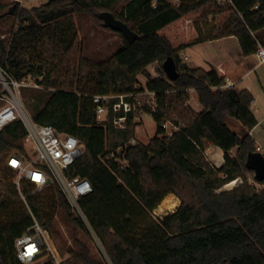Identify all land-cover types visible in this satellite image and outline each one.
<instances>
[{
  "label": "trees",
  "instance_id": "obj_1",
  "mask_svg": "<svg viewBox=\"0 0 264 264\" xmlns=\"http://www.w3.org/2000/svg\"><path fill=\"white\" fill-rule=\"evenodd\" d=\"M122 1L45 0L30 9L20 0H0V73L55 87L34 120L85 143L84 155L69 172L92 184L80 206L108 261L93 256L80 239L70 250L72 258L77 264H264V188L247 177L254 173L250 157L258 151L250 133L259 122L251 108L254 94L248 88L221 87L227 79L238 83L246 68L228 59L210 69L191 67L182 56L191 46L227 36L238 37L244 57L255 54L258 41H264V0H180L179 5L157 0L156 7L154 0H129L119 10ZM104 12L126 22L139 37L125 39L105 62L96 63L82 56L77 18L85 14L121 33L104 26ZM169 56L179 71L174 80L163 69ZM154 62L162 78L150 77L147 66ZM140 73L148 74V86L158 93L159 110L153 115L158 132L148 143L125 147L135 136V124L115 128L112 110L101 122L92 96L131 90ZM61 76L68 78V87H58ZM191 89L201 111L188 103ZM164 118L178 127L171 135ZM26 133L21 119L0 130V264H26L17 257L15 240L34 217L51 231L57 229V212L73 225H85L55 181L45 193H31L35 185L24 181L22 197L6 161L12 151L23 149ZM211 146L224 151L222 165L208 160ZM119 147L128 160L124 168L111 157ZM234 180L240 183L221 190ZM170 193L181 204L154 217Z\"/></svg>",
  "mask_w": 264,
  "mask_h": 264
},
{
  "label": "built area",
  "instance_id": "obj_2",
  "mask_svg": "<svg viewBox=\"0 0 264 264\" xmlns=\"http://www.w3.org/2000/svg\"><path fill=\"white\" fill-rule=\"evenodd\" d=\"M169 1L174 5L180 4V0ZM219 1L225 3L231 0ZM156 6L157 0H154L153 7ZM255 56L258 64L264 63V41H258ZM160 67L158 62L149 64L147 71L150 77L162 78L163 74L160 72ZM28 78L17 81L12 76L6 78L2 73L0 75L2 86L0 89V101H2L0 106V130L17 119L23 121L27 130L23 139V149L12 151L7 158L6 165L15 171L14 184L20 190L24 181L33 183L36 190H42L53 181L57 182L73 210L77 211L82 219L88 223L80 206V199L92 191V184L89 179L79 175L72 176L69 172L70 167L76 160L84 155L85 143L70 133L58 131L52 125L36 122L34 118L27 114L21 106L18 95L21 93L20 88L28 85L26 83ZM148 80L147 73H140L137 75V81L131 90L94 94L92 98L97 105L98 115L103 116L105 121L109 111L112 110L115 128L126 129L131 121L137 129L143 123L146 115L153 117L159 110L158 93L148 86ZM233 86H235V81L227 79L221 87L231 88ZM252 103H255V100ZM169 121L171 120L164 118L162 125L165 130ZM171 123L173 130L169 133L166 131L168 135L178 129L173 122ZM27 139L32 142L31 150H28L25 146V140ZM138 142L139 140L134 136L125 143V147ZM257 150L261 151V146H258ZM124 154H126L124 153V147H119L111 152V157H114L122 168L128 164ZM236 181L234 180V182ZM15 248L17 257L22 263H34L43 255L50 253L55 258L56 263L61 264V259L58 257L57 250L50 238L49 230L43 227L35 217L33 223L16 238ZM1 261L2 256L0 254Z\"/></svg>",
  "mask_w": 264,
  "mask_h": 264
},
{
  "label": "rangeland",
  "instance_id": "obj_3",
  "mask_svg": "<svg viewBox=\"0 0 264 264\" xmlns=\"http://www.w3.org/2000/svg\"><path fill=\"white\" fill-rule=\"evenodd\" d=\"M44 1L45 0H23L20 2L21 5L31 9L41 5ZM128 1L129 0L122 1V3L119 4L118 9L121 10ZM77 19L78 43L80 41L81 53L86 60L96 63H103L124 44L126 38L123 34L113 32L101 27L92 18L85 14L78 16ZM2 28L3 26L0 25V30ZM260 33L264 36V29L260 31ZM5 36V34L1 35V38H4ZM186 54L189 58L185 59L184 61L187 64L194 66L195 62L193 60V56L188 49L182 51L183 57ZM244 64L247 68L248 73L238 82L236 88L237 90L241 88H248L255 95L257 104L252 105V108L257 111L259 118H262L264 117V63L258 64V60L255 54H253L251 57H248L246 59ZM73 72H75V69L71 68L70 74H72ZM92 73L94 72L92 71ZM86 74L90 75V72L86 71ZM67 81L68 78L66 76H61L59 78L60 84H57L58 87H68L64 85ZM26 83L28 84L27 86H22L20 88L21 93H19L18 99L20 100L21 106L24 108L27 114L31 118H33L34 113L47 103L51 93L56 88H47L43 85H39L34 77L28 78ZM194 97L198 98L197 93L195 92V90L191 89L190 99L188 101L189 104L190 102H192V99H194ZM1 105L2 101H0V106ZM104 119L105 118L103 116H99L100 121H104ZM232 122L233 119H230L229 124L231 125ZM167 124L168 125L166 127V131L167 133H169L173 130V125L171 121H169ZM238 131L242 133V127H239ZM157 132L158 126L154 118L151 115H146L144 117L143 123L139 125L137 129L135 128V137L140 142L148 143L151 138L157 135ZM254 133L262 137L261 140L257 142V144L261 145L262 149L260 152L264 153V119L262 120L261 126ZM25 146L28 150H31L32 142L30 139L25 140ZM233 153H235V150ZM206 155L210 163H212L214 166L222 165L225 160L224 151L217 146H213L208 152H206ZM4 167H6L5 164ZM247 177L249 182L251 184H254L258 189L264 188V184L258 183L255 180V175L253 172L247 173ZM239 183L240 180H237L234 183L230 182L224 185L221 190L231 189ZM18 190L22 194V197L25 198V195L22 193V189ZM38 191L45 193L44 188L42 190H36V188H34L30 192L34 193ZM170 194L176 197L177 206L169 209L166 207V205L161 206V202L159 206L153 211L154 217L161 218L169 212L175 211L181 204V199L177 195H175L174 193ZM73 212L76 218H82L77 211L73 210ZM54 223L55 227L57 228L56 231H51L49 229L48 230L50 238L54 243V247L57 250V255L61 259V264H77L70 253L71 249L78 248L76 239L84 241L90 247L93 256L108 261L105 249L100 239L97 237L95 231L86 221H84L85 225H83L82 227L79 225H73L68 222L59 212H57L55 215ZM31 264L57 263L55 258H53V255L48 253Z\"/></svg>",
  "mask_w": 264,
  "mask_h": 264
},
{
  "label": "crops",
  "instance_id": "obj_4",
  "mask_svg": "<svg viewBox=\"0 0 264 264\" xmlns=\"http://www.w3.org/2000/svg\"><path fill=\"white\" fill-rule=\"evenodd\" d=\"M187 49L191 52L193 56V60L195 62L194 66L189 65V64L188 65L191 67H203L205 69H210L212 66H219L226 59L230 60L233 63L243 62V65L245 66L244 62L246 61V59L252 56V55L247 56V57L243 56L238 37L236 36H227V37L215 39L212 41L199 43ZM188 58L189 57L186 54L184 56V59H188ZM246 71H247V68H246ZM247 73L248 71L246 72L245 75H247ZM237 84L238 83L235 84V88ZM254 100H255V103H252V105L257 104V99L255 98V95H254ZM189 105L197 112L203 109L201 103L196 97L192 99V102H190ZM252 110L254 114L256 115V117L258 118L259 122L250 131V133L255 138L256 143H257L259 142V140H261L262 137H260L259 135H256L254 132L261 126V123L264 117H262L263 119L259 118L257 111L254 108H252ZM257 146H261V145L257 144ZM212 147L213 146L208 148L206 152H208Z\"/></svg>",
  "mask_w": 264,
  "mask_h": 264
},
{
  "label": "water",
  "instance_id": "obj_5",
  "mask_svg": "<svg viewBox=\"0 0 264 264\" xmlns=\"http://www.w3.org/2000/svg\"><path fill=\"white\" fill-rule=\"evenodd\" d=\"M101 18L103 19L104 26L121 32L129 42H134L139 37L138 32L133 30L123 20L116 18L111 12L102 13ZM163 69L171 80L176 79L179 75L177 64L171 56L163 62ZM250 165L254 171L255 178L259 181L264 180V154L260 151L253 153L250 157Z\"/></svg>",
  "mask_w": 264,
  "mask_h": 264
},
{
  "label": "bare ground",
  "instance_id": "obj_6",
  "mask_svg": "<svg viewBox=\"0 0 264 264\" xmlns=\"http://www.w3.org/2000/svg\"><path fill=\"white\" fill-rule=\"evenodd\" d=\"M232 183H234V181ZM176 200H177L176 197L174 195L170 194V195L166 196L163 199L161 206H165L166 205V207L169 208V209L170 208H174V207L177 206V201Z\"/></svg>",
  "mask_w": 264,
  "mask_h": 264
}]
</instances>
